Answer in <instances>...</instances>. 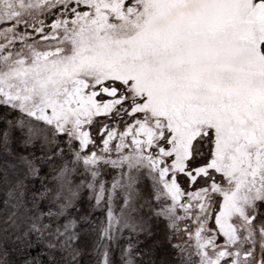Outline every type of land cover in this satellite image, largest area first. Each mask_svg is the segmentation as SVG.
Instances as JSON below:
<instances>
[{
    "label": "snow or ice",
    "instance_id": "1",
    "mask_svg": "<svg viewBox=\"0 0 264 264\" xmlns=\"http://www.w3.org/2000/svg\"><path fill=\"white\" fill-rule=\"evenodd\" d=\"M0 264H264V0H0Z\"/></svg>",
    "mask_w": 264,
    "mask_h": 264
},
{
    "label": "trees",
    "instance_id": "2",
    "mask_svg": "<svg viewBox=\"0 0 264 264\" xmlns=\"http://www.w3.org/2000/svg\"><path fill=\"white\" fill-rule=\"evenodd\" d=\"M141 239L143 240L144 237H141ZM145 243H150V240H146Z\"/></svg>",
    "mask_w": 264,
    "mask_h": 264
}]
</instances>
